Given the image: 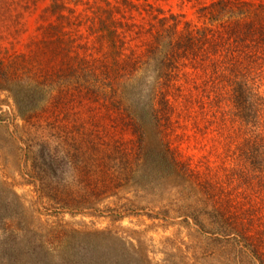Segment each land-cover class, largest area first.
Listing matches in <instances>:
<instances>
[{"label": "trees", "instance_id": "16d2710c", "mask_svg": "<svg viewBox=\"0 0 264 264\" xmlns=\"http://www.w3.org/2000/svg\"><path fill=\"white\" fill-rule=\"evenodd\" d=\"M134 6L130 0H52L46 13L56 20L43 28L37 67L0 64V90L11 93L27 119L78 109L134 136L126 142L130 149L121 145L133 151L138 177L149 188L142 190L152 199L141 205L118 197L114 209L151 207L156 214L144 215L164 231L178 227L185 249L155 261L113 230L96 233L117 239V254L66 245L65 231L28 222L11 190L0 208V264H264V1L215 0L202 8V28L158 11L139 54L127 47L131 25L121 13ZM82 26L91 47L82 41ZM179 103L188 114L198 106L202 120L218 121L212 150H223L222 165H194L175 145ZM151 157L154 171L144 166Z\"/></svg>", "mask_w": 264, "mask_h": 264}, {"label": "rangeland", "instance_id": "374dc122", "mask_svg": "<svg viewBox=\"0 0 264 264\" xmlns=\"http://www.w3.org/2000/svg\"><path fill=\"white\" fill-rule=\"evenodd\" d=\"M130 1L135 6L130 10L122 7L121 13L131 25L127 47L139 54L150 39L149 31L156 25L154 16L158 11L175 16L182 25L188 23L191 28H202L206 25L202 8L215 0ZM51 3L52 0H0L1 65L10 69H20V64L37 67L36 50L43 28L56 20L46 13ZM85 7L78 6V10ZM79 31L82 41L91 47L93 39L87 26ZM192 84L193 81L187 85ZM21 107H27L26 102ZM177 107L178 136L172 137L175 145L191 156L194 165L223 162V150L217 153L212 150L213 140L219 136L218 121L209 115L207 120H202L197 114L198 106L195 113L199 119L196 114L186 113L183 103ZM77 110L56 109L27 119L18 115L11 93L0 90V208L3 201L11 198V190L15 191L24 204L28 222L34 218L35 224L52 228V233L65 231L66 245L86 244L99 252L114 250L117 254L121 243L96 233L113 230L141 251L149 252L155 261H162L176 247L185 249L179 235L176 236L178 227L164 231L157 220L144 215L156 214L151 207L133 212L114 209L118 197L141 205H147L146 201L152 199L142 190V187L149 188L147 181L138 177L140 165L135 162L133 151L126 153L122 147L130 149L131 144L126 142L134 136L122 133L99 113ZM152 159L144 166L150 168ZM150 170L154 171L155 167ZM136 213L142 215L136 216ZM119 215L122 218L117 219ZM168 237L174 241H166Z\"/></svg>", "mask_w": 264, "mask_h": 264}]
</instances>
